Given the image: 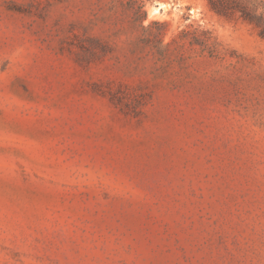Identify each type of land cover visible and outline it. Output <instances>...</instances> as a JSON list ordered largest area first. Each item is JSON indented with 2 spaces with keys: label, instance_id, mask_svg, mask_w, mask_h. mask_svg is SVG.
Wrapping results in <instances>:
<instances>
[{
  "label": "rangeland",
  "instance_id": "rangeland-1",
  "mask_svg": "<svg viewBox=\"0 0 264 264\" xmlns=\"http://www.w3.org/2000/svg\"><path fill=\"white\" fill-rule=\"evenodd\" d=\"M139 1L0 0V264H264V36Z\"/></svg>",
  "mask_w": 264,
  "mask_h": 264
},
{
  "label": "trees",
  "instance_id": "trees-1",
  "mask_svg": "<svg viewBox=\"0 0 264 264\" xmlns=\"http://www.w3.org/2000/svg\"><path fill=\"white\" fill-rule=\"evenodd\" d=\"M134 8V17L135 20H143L145 18V11L142 9L143 4L139 0H132ZM211 8L216 12L221 13L226 16H233L236 13L239 14V17L243 20H246L256 27L260 28V34L264 36V22L262 21V15L257 13V6L251 2V0H207ZM143 31L158 37L162 30L164 29L166 23L164 21L151 20L147 25L140 24ZM157 26L158 31L152 32L151 27ZM192 38L199 42L202 45V49H208L210 55L213 54L214 50L210 48L209 40L211 35L206 30L195 29L193 32ZM167 45V44H166Z\"/></svg>",
  "mask_w": 264,
  "mask_h": 264
},
{
  "label": "water",
  "instance_id": "water-1",
  "mask_svg": "<svg viewBox=\"0 0 264 264\" xmlns=\"http://www.w3.org/2000/svg\"><path fill=\"white\" fill-rule=\"evenodd\" d=\"M155 8H158V4L155 5Z\"/></svg>",
  "mask_w": 264,
  "mask_h": 264
}]
</instances>
